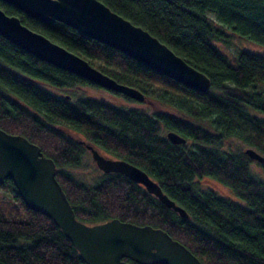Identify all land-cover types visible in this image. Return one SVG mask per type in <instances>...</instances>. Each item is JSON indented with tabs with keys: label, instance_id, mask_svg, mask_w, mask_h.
Masks as SVG:
<instances>
[{
	"label": "trees",
	"instance_id": "trees-1",
	"mask_svg": "<svg viewBox=\"0 0 264 264\" xmlns=\"http://www.w3.org/2000/svg\"><path fill=\"white\" fill-rule=\"evenodd\" d=\"M102 1L205 72L210 89L189 87L62 21L46 24L0 0L8 14L160 103L149 113L54 94L41 82L101 86L0 35V127L26 136L54 159L56 177L78 219L92 224L118 217L161 227L204 264H264V180L252 171L254 159L245 150L223 148L238 138L264 155V117L251 112L264 113V53L240 50L229 57L214 43L229 41V27L264 44V0ZM142 84L157 86L160 92L151 97ZM166 130L187 141L173 143ZM72 133L142 167L189 217L121 172H102L94 183L79 179L69 168L79 166L88 150ZM200 178L221 182L234 197L202 188ZM0 191L7 200L0 205V264H87L52 218L24 202L11 178L0 184Z\"/></svg>",
	"mask_w": 264,
	"mask_h": 264
},
{
	"label": "water",
	"instance_id": "water-1",
	"mask_svg": "<svg viewBox=\"0 0 264 264\" xmlns=\"http://www.w3.org/2000/svg\"><path fill=\"white\" fill-rule=\"evenodd\" d=\"M46 24L62 21L81 34L113 46L148 67L183 84L206 92L210 77L188 63L166 43L144 27L112 10L102 0H4ZM0 35L40 59L82 76L108 90L123 93L137 101L155 103L142 89L118 81L86 58L36 31L0 7ZM173 143L187 138L168 130ZM103 172H121L144 185L161 202L185 218L187 210L172 199L142 167L123 158L102 153L93 143L79 139ZM245 152L264 162L254 147ZM57 165L41 147L22 134L0 127V184L11 178L22 199L32 209L52 218L77 248L87 264H204L184 243L168 231L151 224H138L113 217L97 223L77 218L73 205L56 177Z\"/></svg>",
	"mask_w": 264,
	"mask_h": 264
},
{
	"label": "rangeland",
	"instance_id": "rangeland-1",
	"mask_svg": "<svg viewBox=\"0 0 264 264\" xmlns=\"http://www.w3.org/2000/svg\"><path fill=\"white\" fill-rule=\"evenodd\" d=\"M208 15L212 20L217 23L218 26L221 25V23L218 21L216 15L213 12H208ZM226 31L229 34V41L216 39L214 40V43L222 52L227 54L229 57H232V55L236 54L240 50H249L257 53H264L263 43L257 42L256 40L241 33H238L237 31H234L229 27H226ZM41 85H43L47 90L51 91L54 94L68 96V99H70L71 101H74L77 97H89L109 102L119 107L138 108L149 113H153L156 111V108L148 102L135 100L130 101L125 97L118 95L104 87H95L89 85L55 87L44 82H41ZM142 85L145 90L148 91L151 97H156V95H158V93L160 92V88L157 86H152L148 84ZM251 112L257 116L264 117V113L260 110L251 109ZM166 132L167 130L164 133ZM249 146L250 145L238 138H232L231 141H228L223 146V148L228 151H237L239 149L245 150ZM250 166L252 171L264 180V168L262 167L260 162L254 160L251 162ZM69 170L74 173L79 179L85 181L86 183H94L103 172L100 168H98L89 151L85 152L82 157L81 164L79 166L70 167ZM198 183L202 188L214 189V191L219 195H230L232 193L230 197H234L231 188L225 186L224 184L215 179L200 178ZM3 196V192L0 191V205L3 204L4 201L7 202V200L4 199Z\"/></svg>",
	"mask_w": 264,
	"mask_h": 264
},
{
	"label": "flooded vegetation",
	"instance_id": "flooded-vegetation-1",
	"mask_svg": "<svg viewBox=\"0 0 264 264\" xmlns=\"http://www.w3.org/2000/svg\"><path fill=\"white\" fill-rule=\"evenodd\" d=\"M151 104V103H150ZM151 105H153L155 108H156V110L157 109H159L160 108V103L158 102V101H155V103H153V104H151ZM71 136L72 137H74V138H77V139H79L78 137H79V134H77V133H72L71 134ZM95 145V144H94ZM96 147H98L99 148V150L102 152V153H104V154H106V155H108V156H111V155H109V154H107L102 148H100L99 146H97V145H95ZM87 148V147H86ZM87 150L91 153V151L87 148ZM104 152H103V151ZM92 155V154H91ZM111 157H113V156H111ZM114 158H116V157H114Z\"/></svg>",
	"mask_w": 264,
	"mask_h": 264
}]
</instances>
